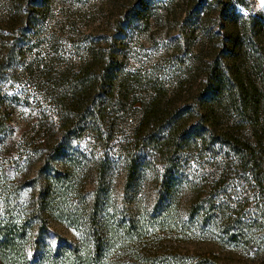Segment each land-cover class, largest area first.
Masks as SVG:
<instances>
[{"label": "trees", "instance_id": "trees-1", "mask_svg": "<svg viewBox=\"0 0 264 264\" xmlns=\"http://www.w3.org/2000/svg\"><path fill=\"white\" fill-rule=\"evenodd\" d=\"M3 10L0 163L14 152L52 170L39 215L78 235L57 236L42 254L35 244L30 260L19 226L0 228L6 264H225L188 247L202 232L264 259L263 21L224 20L218 34H205L209 58L200 51L187 63L132 71L120 34L84 35L65 11L57 21L56 0H4ZM15 84L33 95L9 96ZM17 99L35 114L23 142L12 125ZM115 168L128 196L152 180L150 211L137 198H104ZM89 170L93 198H74Z\"/></svg>", "mask_w": 264, "mask_h": 264}, {"label": "rangeland", "instance_id": "rangeland-1", "mask_svg": "<svg viewBox=\"0 0 264 264\" xmlns=\"http://www.w3.org/2000/svg\"><path fill=\"white\" fill-rule=\"evenodd\" d=\"M3 7L4 0H0V21L6 13ZM56 8L57 21L64 20L60 11H65L81 26L79 31L84 35H93L97 39L120 34L124 41L121 58L132 71L148 70L169 59L187 63L199 56L200 51L209 58L207 35L212 38V34H218L220 24L226 19L230 23L233 18L245 22L254 18L264 22V0H56ZM223 8H226L224 15L221 13ZM20 87L17 84L9 87V96L23 99L33 95L31 90ZM9 102L15 108L14 137L23 142L35 124L33 108L18 99ZM14 154L7 153L0 163V228L19 226L16 232L20 234V244L31 260L35 244L42 254L55 249L57 236L75 240L78 235L55 215H39L40 209L45 208L42 198L49 197L44 192L52 170L43 172L41 162L21 163ZM94 179L95 175L87 171L78 190L81 193L74 198H93ZM105 184L104 198H110L117 205L124 198H137L144 209H152L156 196L150 178L132 185L134 189L129 196L121 170L108 171ZM133 190H138L135 196ZM199 235L200 238L188 244L192 250L215 251L225 258V264H264V259L242 248L218 243L203 232ZM0 264H6L1 257Z\"/></svg>", "mask_w": 264, "mask_h": 264}]
</instances>
